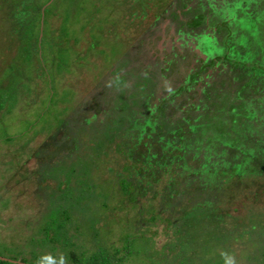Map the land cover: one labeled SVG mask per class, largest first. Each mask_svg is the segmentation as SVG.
Returning <instances> with one entry per match:
<instances>
[{
    "label": "rangeland",
    "instance_id": "374dc122",
    "mask_svg": "<svg viewBox=\"0 0 264 264\" xmlns=\"http://www.w3.org/2000/svg\"><path fill=\"white\" fill-rule=\"evenodd\" d=\"M15 1L0 0V256L26 257L39 225L56 220L78 255L118 247L128 264H264L262 172L245 175L226 215L182 209L188 219L169 229L119 173L158 105L195 115L222 96L225 109L256 113L242 116V137L264 133V78H248L264 72V0ZM213 119L227 129L219 111Z\"/></svg>",
    "mask_w": 264,
    "mask_h": 264
},
{
    "label": "trees",
    "instance_id": "16d2710c",
    "mask_svg": "<svg viewBox=\"0 0 264 264\" xmlns=\"http://www.w3.org/2000/svg\"><path fill=\"white\" fill-rule=\"evenodd\" d=\"M15 5L19 8L18 0ZM227 52L229 56L232 51ZM249 71H253V68ZM259 74L257 76L254 71L252 74L248 72V78L258 82V79L264 78L263 70ZM259 85L261 90L264 89L263 79ZM222 98L218 96L209 111L196 112L195 115L181 113L175 117L158 105L155 113L140 118L136 140L129 137L126 142L130 149L123 150L120 157L127 171L119 172L120 183L129 191L127 193L135 196V201L153 202L155 212L147 219L154 224L159 221L165 223V229L173 225L176 227L179 216L188 219L182 215V209L192 212L203 210L204 207L211 211L220 210L221 204L230 205L237 193L233 191L240 188L245 175L264 174V133L261 132L254 140L241 136L244 129L241 126L244 125L242 116L246 112L247 117L251 118L256 113L247 109L244 112L241 107L235 106L227 110L224 103L228 102V98ZM230 98L234 100L232 96ZM245 105L246 102H243L244 109ZM232 110L236 112L229 115ZM216 111H219L221 123L226 122L224 125L227 129L223 130L221 126L209 122ZM245 141L249 142L246 148L242 147ZM223 142H229L232 148L226 147ZM140 143L144 147H140ZM118 160L121 162L119 157ZM256 179L259 177H252L253 181ZM220 211L219 214L227 213ZM55 224L56 220L39 225L40 240L31 239L26 243L29 249L26 257L23 255L16 261L17 257L10 259L0 256V264H128L126 257L118 252V247L85 250L78 255L62 244V225Z\"/></svg>",
    "mask_w": 264,
    "mask_h": 264
}]
</instances>
